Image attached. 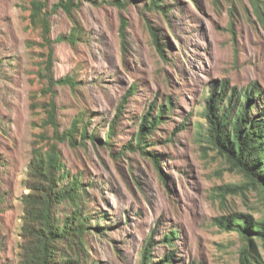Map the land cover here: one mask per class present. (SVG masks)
<instances>
[{
	"label": "rangeland",
	"instance_id": "obj_1",
	"mask_svg": "<svg viewBox=\"0 0 264 264\" xmlns=\"http://www.w3.org/2000/svg\"><path fill=\"white\" fill-rule=\"evenodd\" d=\"M32 1L0 0V264H17L32 142L44 146L40 135L53 133L44 108L50 50L53 78L75 81L52 88L58 133L77 124L72 142L58 145L70 177L81 178L87 259L140 264L151 239L150 264L170 253V264H240L243 242L220 222L236 213L264 219V192L200 148L196 124L223 79L256 82L264 97V0H160L159 9L150 0H75L71 15L53 7L59 0H44L47 39L32 21ZM74 28L70 43L63 37ZM161 107L145 149L158 154L162 178L135 147L142 116ZM254 254L264 264L260 241Z\"/></svg>",
	"mask_w": 264,
	"mask_h": 264
},
{
	"label": "trees",
	"instance_id": "obj_2",
	"mask_svg": "<svg viewBox=\"0 0 264 264\" xmlns=\"http://www.w3.org/2000/svg\"><path fill=\"white\" fill-rule=\"evenodd\" d=\"M155 7L160 6V0H150ZM31 18L35 24H40L45 39L49 32L47 13L44 11L46 2L33 0L31 3ZM75 0H59L54 8L63 9L71 15ZM161 8V7H160ZM159 9V7H158ZM76 29L63 37L70 43L76 38ZM155 38L153 29L150 30ZM157 43V42H156ZM163 57V51L157 44ZM51 50L48 52L44 75L47 80V91L50 98L44 104L46 125L52 128V135H40L46 139V145L32 142L31 159L27 165L24 186L26 192L20 197L21 224L19 228V244L17 264H93L87 259L88 233L90 216L85 213L81 178L71 176L65 168L58 142H72L77 124L63 133H58L55 118L53 88L55 84H68L74 87L72 77L54 79L49 72ZM256 82L245 87L231 86L223 79L212 85L209 94L202 104V120L196 124V139L200 148L212 149L223 157L246 180V186H251L264 192V97ZM151 116L148 112L141 118L139 129L135 135V147L160 172L159 156L145 149L146 138L161 122V114ZM115 125L111 124L108 137L113 133ZM82 140L88 135L86 129H80ZM54 140V141H52ZM66 181V182H65ZM3 200L0 188V205ZM62 206H68L69 212L61 215ZM1 213V207H0ZM220 225L226 230L237 232L243 242L239 254L240 264H263L254 253L260 241L264 244V219L254 220L251 215L236 213L223 216ZM0 221V246L2 242ZM171 233H166L164 242L171 246ZM151 239L141 248L140 264L153 263L150 249ZM172 253L157 260L162 264H170Z\"/></svg>",
	"mask_w": 264,
	"mask_h": 264
}]
</instances>
